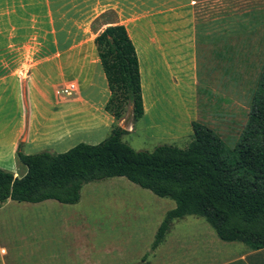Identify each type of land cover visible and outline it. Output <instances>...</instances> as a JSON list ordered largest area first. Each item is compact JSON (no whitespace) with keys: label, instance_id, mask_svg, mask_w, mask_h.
Segmentation results:
<instances>
[{"label":"rangeland","instance_id":"1","mask_svg":"<svg viewBox=\"0 0 264 264\" xmlns=\"http://www.w3.org/2000/svg\"><path fill=\"white\" fill-rule=\"evenodd\" d=\"M46 1L48 6L45 20V55L50 58L56 52L61 53L60 58L66 75V81L62 85L71 81L69 75L77 66H82L85 56L89 59L98 57L94 39L106 23L127 25L141 19L136 23L140 28L149 25L150 21L167 25L170 29L166 35H183L187 42L190 38L191 81L197 88L193 99L197 110L195 121L211 128L229 149H234L240 142L264 66V0ZM102 11L105 12L95 17ZM132 28L133 26L129 27L130 31ZM188 30L191 31L189 35ZM141 36L142 40L147 42L151 33L144 30ZM73 46H76L75 49L70 51ZM53 63L47 62L45 67L53 66ZM143 69L147 79L155 75L158 77L157 87L161 89L160 101L158 102L156 95L152 106L147 96V116L134 122L128 107L124 118L117 121L105 109L108 101L93 96L96 100L95 116L100 114L104 118L106 115L114 122L108 130L97 135L91 133L94 131L79 129L77 138L71 141L74 146L82 142L97 144L95 142L106 135L109 136L115 126L120 125L128 130L134 125L132 131L123 137V141L137 151L151 152L163 144L175 145L181 149L188 147L192 134L190 137L176 139L165 135L166 132L161 130L160 126H166L167 122L159 124L160 121L168 120L172 111L180 115L182 113L183 117L185 112L192 108L191 90L181 87L170 89L173 81L180 85L184 74L174 67V74L163 68L161 72H154L153 75L150 71V59H143ZM60 81L56 79L54 83L58 84ZM7 85V80L0 83V109L9 106L12 108V117H21L22 103L19 102L20 111L17 113L12 88L8 90ZM62 85L58 88H62ZM89 119L90 117L87 118ZM11 202L13 205L0 208V262L5 260L8 264H32L38 258L28 255L29 251L25 247H15V244L21 243L20 237H11L10 232L7 234V229H20L22 226H8L4 224L6 218L63 215L85 217L96 223L95 228L103 230L96 238L99 250L94 259L98 260L99 264H152L157 258V252L152 251V245L158 228L167 212L176 206L175 201L158 197L152 191L143 189L124 177L85 184L79 203L74 205L61 204L55 200L36 204ZM48 208L58 209V214L48 212ZM171 228L165 240L177 236L187 237L188 244L194 246L201 240L195 237L196 235L202 232L214 234L218 249H214V252L204 250L202 260L198 263L225 258L237 253L244 246L241 243L222 241L211 225L204 218L197 216L175 220ZM13 239H17L16 243ZM198 245L200 248L201 244ZM2 248L8 250L9 254H2ZM17 250H24L25 255L15 257L14 251ZM80 261L84 262L82 259Z\"/></svg>","mask_w":264,"mask_h":264},{"label":"crops","instance_id":"2","mask_svg":"<svg viewBox=\"0 0 264 264\" xmlns=\"http://www.w3.org/2000/svg\"><path fill=\"white\" fill-rule=\"evenodd\" d=\"M47 6L46 0H0V72L2 74L0 83L7 80L8 90L12 88L17 113L20 111L19 102L22 103L21 117H12V108L9 106H3L0 109V168L11 172L15 177H22L27 173V168L18 161L19 150L26 155L45 151L55 154L64 153L73 148L71 141H75L79 129L94 131L91 133L97 135L108 130L114 122H111L106 115L102 118L100 114L95 116L94 113L96 100L93 96L101 97L105 102L110 97L108 81L99 54L96 59H89L85 56L81 63L82 66H77L69 75V80L79 84V91L74 94L75 98L61 100L56 96V89L66 81V75L60 52H56L50 58H46L45 55ZM104 12L102 11L95 17ZM139 21L141 19L123 25L135 44L139 58L144 116H147L149 112L147 96L152 106L156 95H158V102L160 101L161 89L157 87L158 77L156 75L153 78L150 76V79H147V75L145 76L143 59H150V71L153 75L154 72H161L163 68L174 74V67H177L184 77L180 85L173 81L170 89L175 90L181 87L191 90L193 106L185 112L183 117H181L182 113L180 115L172 111L168 115V120L160 121L159 124L168 123L166 126H160L161 130L166 132L165 135L176 139L190 137L192 122L197 120V110L195 101H193L197 88L196 84L191 81L189 66L190 38L187 42L183 39V35L168 36L166 33L170 26L158 25L152 21L146 27L140 28L136 26ZM110 25L118 24L106 23L96 37ZM131 26H133L132 31L129 29ZM148 26L150 28H147ZM144 30L151 33L147 42L142 40L141 33ZM190 32L188 30V35ZM75 47H71L70 51ZM52 61L53 66L45 67L47 62ZM56 79H60V83H54ZM88 117H90L89 120H87ZM133 127L134 125H131L128 133ZM106 137L95 143H100ZM11 201L4 203L1 209L10 204L13 205ZM47 211L58 214V209L48 208ZM4 221V224L8 226H22L20 229L8 228L7 234L10 232L11 237L19 236L21 243L15 244V247H25L29 251L28 255L38 258L32 264H99V261L94 259L99 250L96 238L103 230L95 228L96 223H92L85 217L30 216L6 218ZM171 226L169 231L172 229ZM14 231L20 233L15 234ZM195 237L201 239L198 242L201 244L200 248H198V243L195 246L189 245L187 237L177 236L165 240V244L163 242V245L161 244L162 246L156 249L155 257L157 258L152 264H264V249L249 251L244 244L237 253L225 258L198 263L202 260L204 250L214 252L218 246L211 232H202ZM13 241L16 243L17 239ZM24 252V250L14 251V256H24ZM1 253L8 255L9 251L2 248ZM158 258L160 260H157ZM81 259L84 262H81ZM86 260L87 263H85ZM0 264L8 263L3 260Z\"/></svg>","mask_w":264,"mask_h":264},{"label":"trees","instance_id":"3","mask_svg":"<svg viewBox=\"0 0 264 264\" xmlns=\"http://www.w3.org/2000/svg\"><path fill=\"white\" fill-rule=\"evenodd\" d=\"M108 81L106 111L115 120L128 107L133 121L143 118L142 77L137 50L124 25H110L94 40ZM187 148L163 144L137 151L115 126L97 144L79 143L64 153L41 152L18 161L27 168L22 177L0 168V208L9 200L41 203L55 200L74 205L87 183L124 177L176 207L160 225L152 251L166 239L172 222L186 216L204 218L225 242L242 243L249 251L264 249V66L251 104L246 129L234 149L226 147L208 126L192 123Z\"/></svg>","mask_w":264,"mask_h":264},{"label":"built area","instance_id":"4","mask_svg":"<svg viewBox=\"0 0 264 264\" xmlns=\"http://www.w3.org/2000/svg\"><path fill=\"white\" fill-rule=\"evenodd\" d=\"M56 89V96L63 100L69 98L79 91V84L76 81H69Z\"/></svg>","mask_w":264,"mask_h":264}]
</instances>
